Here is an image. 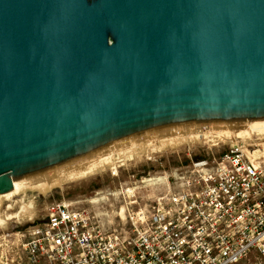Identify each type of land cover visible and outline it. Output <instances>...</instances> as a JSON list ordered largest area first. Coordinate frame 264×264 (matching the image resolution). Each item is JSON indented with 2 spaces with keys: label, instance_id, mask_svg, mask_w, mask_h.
<instances>
[{
  "label": "water",
  "instance_id": "water-1",
  "mask_svg": "<svg viewBox=\"0 0 264 264\" xmlns=\"http://www.w3.org/2000/svg\"><path fill=\"white\" fill-rule=\"evenodd\" d=\"M264 119V0H0V194L152 128Z\"/></svg>",
  "mask_w": 264,
  "mask_h": 264
},
{
  "label": "built area",
  "instance_id": "built-area-1",
  "mask_svg": "<svg viewBox=\"0 0 264 264\" xmlns=\"http://www.w3.org/2000/svg\"><path fill=\"white\" fill-rule=\"evenodd\" d=\"M129 195L125 219L108 225L91 207L50 202L23 235L14 264H238L251 253L264 258L259 147L232 145L194 161L167 191L145 199Z\"/></svg>",
  "mask_w": 264,
  "mask_h": 264
},
{
  "label": "rangeland",
  "instance_id": "rangeland-1",
  "mask_svg": "<svg viewBox=\"0 0 264 264\" xmlns=\"http://www.w3.org/2000/svg\"><path fill=\"white\" fill-rule=\"evenodd\" d=\"M254 121L264 119L213 120L156 127L17 179L13 192L6 196L0 195V264L16 263L17 253L22 251L23 235L32 223L41 219L50 202L67 201L91 207L102 215L103 222L108 225L110 221L125 219L126 201L130 197L126 188H132L133 194L145 199L147 195L173 188L176 178L187 173L194 161L219 156L232 145L242 144L249 150L259 147L264 151V134H245L255 128L264 131V122ZM163 144L166 146L157 150ZM108 156V160L114 164H108L103 170L94 173L97 167L103 166L102 160ZM84 164L88 166L84 167ZM75 165L83 167L81 171L85 170L88 174L76 177ZM65 170L73 172L64 178L59 174ZM162 177L163 180L160 179ZM48 180H54V185L48 190H42L38 183H47ZM24 205L31 206L28 210L32 211V219L23 212ZM16 213L23 218L6 217ZM259 263L264 264V258L251 253L238 264Z\"/></svg>",
  "mask_w": 264,
  "mask_h": 264
},
{
  "label": "bare ground",
  "instance_id": "bare-ground-1",
  "mask_svg": "<svg viewBox=\"0 0 264 264\" xmlns=\"http://www.w3.org/2000/svg\"><path fill=\"white\" fill-rule=\"evenodd\" d=\"M254 122H256V123H260V122H264V121H254ZM171 127H173V126H171ZM170 127V128H171ZM176 127V126H175ZM252 129V128H251ZM256 129V128H255ZM253 130V131H250L249 130V132L248 131H246V136H252V135H261V134H264V131H257L258 130V128H257V130ZM260 129V128H259ZM170 131V130H169ZM173 131V130H172ZM224 132V131H223ZM243 132V131H242ZM242 132H241V134H242ZM230 133V132H229ZM170 134V133H169ZM178 134V133H177ZM180 134V133H179ZM211 134V133H210ZM207 135L209 136V134L207 133ZM210 136H213V135H210ZM221 136V135H220ZM240 137H241V135H240ZM256 137V136H255ZM258 137V136H257ZM213 138V137H212ZM224 138V137H223ZM214 139V138H213ZM213 143V142H212ZM166 146V144H163V145H161L160 147H158L157 148V150H161L162 148H164ZM112 151V150H111ZM261 151H262V149H261ZM109 153V152H108ZM114 153V152H113ZM262 154L264 155V151H262ZM107 155V154H106ZM105 158V157H104ZM110 157L108 156V157H106L104 160H102V165L103 166H99V168L97 167L95 170L96 171H94V173H97V172H99L100 170H103V168H105L106 167V165H113L114 163H112V161H110V160H108ZM103 159V158H102ZM101 160V159H100ZM141 160V159H140ZM99 162V161H98ZM114 162V161H113ZM117 162V161H116ZM88 164V163H87ZM90 164V163H89ZM92 164V163H91ZM79 165V164H78ZM77 165H75V167H76ZM86 165L84 164V167H85ZM88 166V165H87ZM86 166V167H87ZM72 167V166H71ZM79 167H80V165H79ZM82 168L83 167H81V168H78V167H76V169L74 170V171H77V174L75 175L76 177L77 176H80L81 174H86L87 172H85V170H84V172H82L81 170H82ZM71 169V168H70ZM80 171V172H79ZM88 171V170H87ZM90 171V170H89ZM71 172H73L72 170H65V171H63V172H61L59 175L60 176H62V177H64V178H67L68 177V175L71 173ZM88 174V173H87ZM59 176V177H60ZM57 178H58V176H57ZM158 179V178H157ZM161 180H163V177L162 178H160ZM164 179H165V177H164ZM17 179H15L14 180V187L16 188V181ZM151 180H152V178H151ZM54 181V180H53ZM53 181L51 180V181H47V183H45V182H43V183H38V185L41 187V189L42 190H48V189H50L51 188V186H53L54 185V183H53ZM147 181H150V180H146V182ZM154 181V180H153ZM153 181H151L152 183H154V182H156V180L153 182ZM159 181V180H158ZM150 182V183H151ZM145 183V182H144ZM151 183V184H152ZM15 189H13L12 191H10V192H8V193H5V194H0V195H4V196H6L7 194H9V193H11V192H13ZM126 190H127V192H129V193H132L133 192V189L132 188H129V189H127L126 188ZM127 194V193H126ZM98 195V194H97ZM99 196H101V195H99ZM104 196V195H103ZM102 196V197H103ZM101 198V197H100ZM105 198V197H104ZM22 199H24V198H22ZM98 199V198H97ZM97 199H95V200H97ZM103 199V198H102ZM99 200V199H98ZM98 200L97 201H95V202H98ZM94 201V200H93ZM22 202H23V200H22ZM30 203V202H29ZM23 205V204H22ZM31 208V206L30 205H24L23 207H22V209H25V210H23V212H25L26 213V215L27 216H29V219H32V217H33V214H32V211L30 212V210H28V209H30ZM124 209V208H123ZM123 211V210H122ZM23 215H25V214H23ZM25 215V216H26ZM22 215H19V214H12V215H6V217H8L9 219L10 218H13L14 219V217H16V218H19V217H21ZM31 216V217H30ZM123 216V215H122ZM22 218H23V216H22Z\"/></svg>",
  "mask_w": 264,
  "mask_h": 264
}]
</instances>
